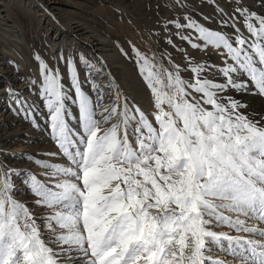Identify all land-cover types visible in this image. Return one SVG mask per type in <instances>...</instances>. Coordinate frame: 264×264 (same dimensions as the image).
I'll return each mask as SVG.
<instances>
[{
	"label": "snow or ice",
	"instance_id": "snow-or-ice-1",
	"mask_svg": "<svg viewBox=\"0 0 264 264\" xmlns=\"http://www.w3.org/2000/svg\"><path fill=\"white\" fill-rule=\"evenodd\" d=\"M209 2L213 16L198 20L175 0L184 12L164 31L181 63L162 54L166 67L133 47L147 110L102 62L34 55L39 80L29 84L58 149L46 155L64 162L22 154L45 170L41 181L0 161V264H264V115L241 99L264 97V13L243 0H227L231 11ZM185 44L221 63L196 61ZM14 103L39 127L35 105ZM19 176L30 200L17 199ZM222 226L230 232L214 230Z\"/></svg>",
	"mask_w": 264,
	"mask_h": 264
},
{
	"label": "rangeland",
	"instance_id": "rangeland-1",
	"mask_svg": "<svg viewBox=\"0 0 264 264\" xmlns=\"http://www.w3.org/2000/svg\"><path fill=\"white\" fill-rule=\"evenodd\" d=\"M36 1L40 3L39 0ZM76 1L80 4L78 5V9L73 10L75 12H72L71 16H86V20L88 19L87 21L89 22V24H91L95 31L99 32L100 34H104L109 39V43H111V45H109L108 47H115L117 50L115 51V53H113L111 60L112 62H108L105 59H101L97 52L90 53L89 51H81V45L72 42L73 52L71 51L72 53L70 54L73 57H76L78 55H85L92 63L95 64L104 62L103 64L106 66V71L111 73V77L115 78V82L120 85L125 94L130 98H134L144 110L149 109L151 107V99L149 102H145L143 100L144 94H146V92L147 94H149V92L143 80L141 79V76L139 75L138 68L135 63V53L133 52V47L138 49L141 53H144L150 57H154L156 63H163L166 67L168 66V64L167 61L162 59V54L171 53L175 62L181 63L182 54L177 53L175 49H173V47L167 43V39L171 35V32H165L164 28L167 19L173 17L180 18L182 13L184 12V9L180 7H174L173 5L175 4V0ZM246 1L247 0H245V2ZM95 2L100 5L101 12L96 11L97 5ZM185 2L188 9L191 10L192 14L196 16L198 20L201 19L202 16H213L214 14V8L211 6L210 2L203 3V0H185ZM247 3L248 2H246V4ZM28 12L25 11L23 15L24 22L22 23L24 24L23 28L29 33V35H26V37L28 38L27 42L30 47L22 55L21 53H16L18 50L16 51V49H14V46H12V44H10V42L8 41L11 39V37L8 35L2 36V30H0V114L2 115H0V134L4 130L3 128L6 127V120H4L3 118L4 116L12 118L15 121H20L21 123H23L22 125H26L27 122H29L23 119L24 117L22 114L17 113L16 109L19 107V105L14 103V96L21 97V99H27L29 102L28 97L30 93L27 92V90L31 89L29 81L39 80L38 62L34 59V55L39 54V56L47 63H49V65H54L59 60L61 53L66 56L69 55V51H67L66 46L64 45L58 49H55L54 53L52 52V55H50L51 57H47L50 47L49 43L46 40L47 36L42 30L36 32L34 28L37 27V17L33 15L31 16V12ZM80 13L82 15H80ZM29 22L31 23V25L29 24ZM209 24L208 26L213 29L218 28L215 22H211ZM169 27L171 26L169 25ZM61 28H63L70 34L67 28L63 26H61ZM227 31L230 32L231 29H227ZM173 39L175 41V37H173ZM6 41L8 42V45ZM175 42L177 44L181 43L179 41ZM184 47H186L188 52L195 57L196 61L209 60L212 63H218V56H216L215 54L206 56L205 54L197 50L191 49L186 44L184 45ZM121 49H123L124 52L128 53V55L125 56L122 53ZM10 50H13L16 56L18 55V58H16L14 56V53H12V51L10 52ZM211 51L212 50L209 49L210 53ZM108 52L111 53L112 51L110 50ZM59 67L61 71L65 73L64 83L67 84L68 79L67 73L65 71V65L61 62L59 63ZM78 71L81 81H84L86 75H88L87 67L84 65H78ZM7 77L14 78V80H11L10 82L11 85L6 84V81H8ZM105 79H107V77ZM97 82L107 83V80L106 82ZM20 84H22L23 86L20 88L16 87ZM84 87L85 89H87L88 85L85 84ZM10 88L15 90L14 95L9 93L8 89ZM32 91L35 93L34 89H32ZM242 97V100L247 98L246 95H243ZM40 101V98L38 102L32 100L33 105H35L37 109L36 119L42 111H45L44 114H46V109L42 101ZM244 102L247 103L246 100H244ZM29 103L32 104L31 102ZM260 103H264V98ZM250 108L251 107L248 105V111ZM73 111H75V109H73ZM259 115H264V113L260 112ZM20 119H22L23 121H21ZM38 120L39 118L37 119V121ZM47 123L49 122L47 121L46 125ZM13 124H15V122H13ZM27 128L30 133H28L25 137L28 139H24L23 141H27L28 143L34 142L31 140V138L34 136L33 133H38V131H41V127H36L31 122H29V125L27 124ZM38 145L39 147L36 150H33L32 148V151L24 148L21 143H19V145L16 147L0 146V161H5L6 167L16 169L18 172L22 171L26 174L30 172L33 175H36L38 180L46 181L47 177L42 175L45 170L35 163L28 162L25 159V156L22 154H28L29 156H32L33 159L48 160L50 158L48 160L50 163H63L64 161L58 157H51L46 155L47 153L58 151L56 145L52 140L47 142H40L38 143ZM41 145H46L49 148H47V150H49L50 152L45 150V148L42 150L43 146ZM25 178V176L13 178L18 190L17 199L21 201L31 199L30 195H26L27 190L21 183V181ZM249 223L250 225L256 224L254 220L250 221ZM259 226L264 227V225ZM214 230L230 232V230L226 226H222ZM230 234L248 235L245 233L235 232H231ZM253 238L259 239V237ZM213 255L223 258V253L219 251L214 252ZM227 264H240V262L238 260H234L229 256L227 257Z\"/></svg>",
	"mask_w": 264,
	"mask_h": 264
},
{
	"label": "bare ground",
	"instance_id": "bare-ground-1",
	"mask_svg": "<svg viewBox=\"0 0 264 264\" xmlns=\"http://www.w3.org/2000/svg\"><path fill=\"white\" fill-rule=\"evenodd\" d=\"M39 1L41 4L38 3L36 0H0V30H2L1 34L2 36L8 35L11 37V39L8 41L10 42V44H12V46H14V49H16V51L18 50L17 52L15 51L16 53H21L22 55L30 47V45H28L27 42L28 38L26 37V35H29V33L23 28L24 24L22 23L24 22L23 15L25 11L26 12L30 11L31 13L30 12L28 13H30L31 16L33 15L37 17V21H38L37 27L34 28L36 32L42 30L44 34L47 36L46 40L50 45L47 57L52 55V52L54 53L55 49H58L64 45L66 46L67 51H69V54L72 53L73 52L72 42H75V44L81 45L82 48L81 51H89L90 53L97 52L101 59H105L108 62H112L111 60L113 53H115L117 49L115 47L112 48L108 47L109 45H111V43H109V39L104 34H100L99 32H96L95 29L91 26V24H89V22L87 21L88 19L86 20L87 18L86 16L85 17L71 16V13L75 12L73 10L78 9V5L80 4L79 2H77L76 0H39ZM243 2L245 3L246 7L257 11L258 13H264V0H247L246 1L248 2L247 4L245 0H243ZM219 3L226 10L231 11L232 6L230 3L227 2V0H219ZM96 5H97L96 11L101 12L100 5L98 3H96ZM80 15L82 14L80 13ZM30 22L29 24L31 25ZM61 26L67 28L70 34L66 30L61 28ZM217 27L219 26L217 25ZM6 43L8 45L7 41ZM110 50L112 51L111 53L108 52ZM11 51L12 53H14L13 50H10V52ZM14 56L18 58V55L16 56L15 53ZM217 62L219 64L221 63L218 57H217ZM7 78L8 81H6V84H10L11 80H14V78L12 77H7ZM106 80L107 79H105L104 82H106ZM22 86L23 85L20 84L16 87L20 88ZM27 92L30 93L28 97L29 102L33 104L32 100L36 102L39 101V97L36 95V93L32 91V89L27 90ZM246 96L247 98L244 100H246L248 103L247 105L251 107L249 109L250 112L252 111L257 114H259L260 112L264 113V103H260L263 101L264 97L260 96L259 94L246 95ZM150 99H151L150 95L147 94L146 92V94H144L143 96V100L145 102H149ZM44 112L45 111H42L40 115H38L39 118L38 124L41 127V131H38V133H33L34 136L31 138V140L34 142H30V143H28L27 141H23L24 139L25 140L28 139L25 137L27 136L28 133H30V131L27 128V124L29 125V122H27L26 125H22L23 123H21L20 121L17 120L15 121L12 118H8L7 116H4L3 118L4 120H6V125H5L6 127L3 128L4 130L0 134V146L16 147L19 145V143H21V145H23L24 148L28 149L29 151H32V148L33 150H36L39 147L38 143L51 141L50 133L47 126L48 123L46 125V122L48 121L46 119L47 112L46 114H44ZM20 120L23 121L22 119ZM13 122H15V124H13ZM44 148L45 150H47L48 147L45 145L43 146L42 150Z\"/></svg>",
	"mask_w": 264,
	"mask_h": 264
}]
</instances>
